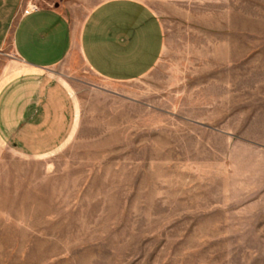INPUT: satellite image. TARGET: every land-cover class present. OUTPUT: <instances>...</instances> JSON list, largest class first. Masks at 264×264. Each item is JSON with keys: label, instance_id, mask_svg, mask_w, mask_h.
I'll list each match as a JSON object with an SVG mask.
<instances>
[{"label": "rangeland", "instance_id": "1", "mask_svg": "<svg viewBox=\"0 0 264 264\" xmlns=\"http://www.w3.org/2000/svg\"><path fill=\"white\" fill-rule=\"evenodd\" d=\"M141 1L157 68L110 83L76 55L0 146V264H264V0Z\"/></svg>", "mask_w": 264, "mask_h": 264}, {"label": "crops", "instance_id": "2", "mask_svg": "<svg viewBox=\"0 0 264 264\" xmlns=\"http://www.w3.org/2000/svg\"><path fill=\"white\" fill-rule=\"evenodd\" d=\"M75 1L38 7L33 0H0V146L17 144L45 80L76 55L110 83L141 80L159 65L165 29L148 4L103 0L77 24Z\"/></svg>", "mask_w": 264, "mask_h": 264}, {"label": "built area", "instance_id": "3", "mask_svg": "<svg viewBox=\"0 0 264 264\" xmlns=\"http://www.w3.org/2000/svg\"><path fill=\"white\" fill-rule=\"evenodd\" d=\"M30 12V10H27L26 13L28 14Z\"/></svg>", "mask_w": 264, "mask_h": 264}, {"label": "water", "instance_id": "4", "mask_svg": "<svg viewBox=\"0 0 264 264\" xmlns=\"http://www.w3.org/2000/svg\"><path fill=\"white\" fill-rule=\"evenodd\" d=\"M58 6V5H57Z\"/></svg>", "mask_w": 264, "mask_h": 264}]
</instances>
